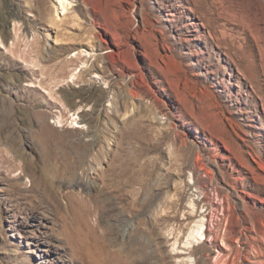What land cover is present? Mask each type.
Instances as JSON below:
<instances>
[{"label": "rangeland", "instance_id": "1", "mask_svg": "<svg viewBox=\"0 0 264 264\" xmlns=\"http://www.w3.org/2000/svg\"><path fill=\"white\" fill-rule=\"evenodd\" d=\"M64 4L0 0V264H264V0Z\"/></svg>", "mask_w": 264, "mask_h": 264}, {"label": "bare ground", "instance_id": "2", "mask_svg": "<svg viewBox=\"0 0 264 264\" xmlns=\"http://www.w3.org/2000/svg\"><path fill=\"white\" fill-rule=\"evenodd\" d=\"M58 1H59L60 5L62 6V8H64V6H65L64 1L65 0H58ZM77 94L79 96H81V98L84 100H88V101L93 100L95 102L97 101V98L93 97L92 95L91 96H83V94H80V93H77ZM68 101L72 105L76 104V102L73 100V98H68ZM74 126L79 127L77 124ZM89 126L91 127V124H89ZM73 195L74 194L72 191H69L66 193L67 205L69 207H71L73 205V202L75 201V199H74L75 196H73ZM196 215L197 214H195V216ZM198 216H199V214H198ZM207 222H208V220H207V218H205V216H202V217L199 216L198 218L194 219L193 223L188 227L186 232L183 233V235L186 236L185 240L183 241V244L186 248L193 246L194 243H201L203 239L207 238V234H206L207 229H208ZM190 239H192L193 241H191ZM188 260H190V258Z\"/></svg>", "mask_w": 264, "mask_h": 264}]
</instances>
